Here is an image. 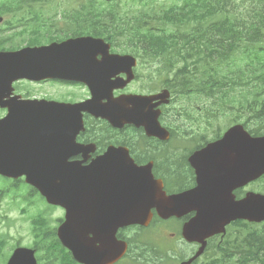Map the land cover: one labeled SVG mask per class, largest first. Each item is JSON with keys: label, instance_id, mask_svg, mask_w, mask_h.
<instances>
[{"label": "flooded vegetation", "instance_id": "1", "mask_svg": "<svg viewBox=\"0 0 264 264\" xmlns=\"http://www.w3.org/2000/svg\"><path fill=\"white\" fill-rule=\"evenodd\" d=\"M121 2L123 0H0V54L27 52L15 65L0 58V119H6L5 142L7 147L12 141L19 144V154L15 156L19 161H24L27 154L23 153L30 148L37 160L46 166L113 168L122 166L130 157L136 165L149 167L152 178L162 183L165 196L182 194L180 209L163 216L158 207L149 206L146 224L120 225L122 193L117 190L116 181L115 186L107 181V192L94 193L92 198L88 195L86 201L73 194L62 204L49 203L36 190L35 202L29 203H34L35 207L28 222L29 228L34 227V221L41 229L36 233L30 229L22 244L35 250L39 262L57 259L52 255L54 252L59 256V264H81L60 240L59 228L67 222L65 235H70L73 242L92 248L94 254L103 247L106 255H113L125 242V253L114 260L107 257L106 264H185L189 260V264H213L218 259L229 260V252L225 251L229 229L241 221L230 224L224 235L209 237L204 252L193 259L200 243L188 241L183 235L185 224L197 213L207 212L212 199L224 195L227 190L226 175L232 153L228 146L206 148L228 128L217 125L218 97L216 93L195 96L192 91L177 94L173 88L177 85V77L172 76L175 66L170 64L169 49L121 47V37L128 33L117 32L114 25L106 22L107 13L113 14ZM82 37L98 38L110 46L107 49L100 44L101 47L90 48L82 43L83 46L62 47L64 41ZM31 48L35 50L29 51ZM107 51L129 54L136 59L133 76L124 87L111 89L126 78L125 73L115 67L106 69L92 65L107 60L104 55ZM188 59L191 62L195 57L191 54ZM12 66L31 68L36 74L15 77L11 73ZM203 67L199 63L187 64L190 72ZM184 76L189 77V72ZM90 84L106 95L100 103H106L107 96L114 100L128 93L157 96L143 105L142 110L147 117L157 113L164 134H149L144 122L116 126L82 110L83 129L69 144V126L75 112L70 105L91 98ZM166 91L168 95L164 96ZM22 100L36 105L17 110L16 103ZM228 107L232 108L231 125L242 122L249 131L250 103ZM259 110L264 116V104ZM11 114L18 118L17 122L10 121ZM27 122L32 125L30 133ZM17 123L20 128L13 129L15 134L12 135V126ZM8 150L10 152V149L5 150L6 155ZM244 161L247 165V158ZM3 178L12 183L24 182V176ZM250 190L248 181L232 190V194L239 199ZM23 205H27L26 197ZM136 205L138 210L139 204ZM103 214H107L108 224L107 219L101 217Z\"/></svg>", "mask_w": 264, "mask_h": 264}, {"label": "trees", "instance_id": "2", "mask_svg": "<svg viewBox=\"0 0 264 264\" xmlns=\"http://www.w3.org/2000/svg\"><path fill=\"white\" fill-rule=\"evenodd\" d=\"M188 6L189 10L185 12ZM106 18L107 22L113 19L110 14ZM156 18L147 12L128 23L120 20L123 24L119 28L122 32L143 33V36L138 34L135 37L137 44L134 46L175 49L172 56L176 58L185 56L181 55L180 48L186 46L184 44L190 37L184 33H194L197 38L187 46L198 51L191 53L195 57L191 62L202 63L204 67L190 72L187 68L190 62L185 60L183 66L177 67L180 80L177 86L185 85L196 95L210 96L216 91L219 97L217 104L224 106L220 109L222 111L226 106H242L249 102L252 131H264V116L258 109L260 104H264V100L260 101L264 95V45L261 44L264 41V0H239V3L236 0H197L192 5L174 4L162 9L158 16L169 24L167 28L157 26L159 20L153 24ZM156 32L166 35L162 37ZM132 40L131 36L126 40L130 47H133ZM176 62L177 59L171 64ZM186 72H189V77L184 76ZM254 125L256 129H253ZM231 249L239 250L252 259L263 258L261 263L264 264V252L260 256L259 250H264V225L248 229L242 240L234 237L233 245L225 247L226 252Z\"/></svg>", "mask_w": 264, "mask_h": 264}, {"label": "water", "instance_id": "3", "mask_svg": "<svg viewBox=\"0 0 264 264\" xmlns=\"http://www.w3.org/2000/svg\"><path fill=\"white\" fill-rule=\"evenodd\" d=\"M86 40V39H85ZM75 41H67L69 44H64L62 47H69L70 43L77 42ZM87 41V40H86ZM88 42V41H87ZM90 46L94 44L93 40L91 39ZM75 45V44H74ZM35 48L29 50L34 51ZM27 54L25 50H20L17 52H7L1 53L0 58L11 65L18 64L21 58ZM111 60H106L104 64H106L107 68L111 67H118L123 72L130 74L131 76V68L134 65L133 58L129 55L118 56V55H108ZM106 68V69H107ZM107 73L110 71L106 70ZM12 76L15 77H31L35 75V71L31 70V68L27 69H17L12 66L11 69ZM130 76L122 83V85L130 80ZM122 85H113V87H118ZM141 96L139 95H131V96H122L117 101V106L119 107L116 111L114 110H106V111H97L96 115H104L110 119H116L117 121L126 120L128 122H144L145 127L148 132L152 134H158L157 129H160L158 122H153L149 119H144L145 121H141V113L136 112L134 110L137 104L141 103L144 99H140ZM109 98V96H108ZM138 98L140 101H138ZM112 103L111 101H108ZM24 104V103H23ZM130 104L131 107L127 108L126 105ZM28 106V104H24ZM62 106V105H60ZM87 105H74L73 108H85ZM97 108V107H96ZM20 109H23L20 107ZM98 109V108H97ZM119 112V113H118ZM118 117L116 118V116ZM112 120V121H113ZM6 119L0 120V173L6 174L10 176H18V175H25L26 182L31 184L34 187H38L40 190L44 191L46 194L47 199L52 203L57 202H64L65 200H69L73 194L80 195L81 199L86 201L88 198L87 196L92 195L94 193L99 192L96 189V181L98 177H104L101 175L102 167L92 166V167H57V166H46L41 164L36 156L35 153L29 148L27 151H24L23 154H27L24 158V161H18L14 159V153L16 148L19 144L15 142H11L10 146L7 147V142H5V136L7 133V129L5 126ZM11 122H17L18 118L12 114L10 117ZM81 126V118L80 116H75L74 119V131L71 132V139H69V144H72V134L74 135L77 133L78 129ZM31 124H27L28 133H30ZM34 127V126H33ZM20 128L19 123L12 126L11 133L12 135L15 134L13 129ZM241 126L236 125L231 127L223 136L221 140H218L210 146L214 148L221 149L226 148L227 146L230 148L231 145L234 143L237 137H241L243 135V131L241 130ZM6 129V130H5ZM35 129V128H34ZM249 136H245L246 144H250V180H253L259 177L261 174L264 173V136L261 137H250L248 142ZM239 144V142H237ZM228 148V149H229ZM6 149H11V153L8 150V154H5ZM75 150H77V145L75 144ZM240 150H243V141L240 142ZM122 176H123V192H127V188L129 192H136L137 186L139 185L140 195L139 200L147 197L145 192L144 185L139 183V178L135 176L133 181H129L128 177L132 176V171L130 170L128 173L129 166H122ZM120 168H104L106 173L108 174L109 171H113L114 175L115 172L121 170ZM144 178L143 176H140ZM93 187V188H91ZM63 193V195H62ZM144 194V195H143ZM222 203V204H221ZM221 203L216 204L213 207V210L208 213L199 214L198 224H192L193 230L200 233L203 236H207L210 234H214L217 232L223 231V227L226 223L231 220H235L238 218L247 219L250 221L260 222L264 220V195L256 194L251 192L247 195L244 199L240 201H233L231 198L223 199ZM174 210H177V207H173ZM136 217L132 216V213H124L123 219L124 224L133 222ZM64 228L60 229L59 234L61 240L64 244H69L70 239L68 235H65ZM80 246L71 244V248L75 251L76 258L83 263L91 264L96 262L88 261L86 258L85 253L80 252ZM8 264H36L35 259L33 257V252L31 250L25 248L17 249L12 257L10 258Z\"/></svg>", "mask_w": 264, "mask_h": 264}, {"label": "rangeland", "instance_id": "4", "mask_svg": "<svg viewBox=\"0 0 264 264\" xmlns=\"http://www.w3.org/2000/svg\"><path fill=\"white\" fill-rule=\"evenodd\" d=\"M174 0L169 1V0H163L161 1V3H165V4H169L172 3ZM123 6L127 7L128 4H122ZM5 186H9V184L7 183V181L3 180L0 178V189H3ZM19 190L20 191H26V187L25 184L23 185H19ZM35 206H33L32 208H34ZM38 207V204H37ZM6 208H8L7 206V200L4 199V197L2 196V198H0V217L1 215L4 216V214H7L9 218L13 219V221L8 224V226L5 225V221L6 220H1L0 222V233L1 232H8V234L10 236H18V235H23L24 234V222L21 221V217L22 215L19 214L18 210L15 208H11L10 210H7L6 213ZM9 241H12V239H8ZM12 247V244L9 246V248L7 250L4 251V253L2 254V256H0V264H4L5 261V256L8 255L9 253V249Z\"/></svg>", "mask_w": 264, "mask_h": 264}]
</instances>
